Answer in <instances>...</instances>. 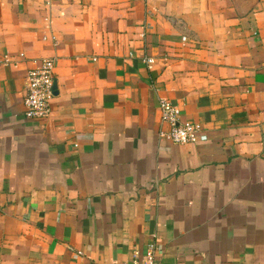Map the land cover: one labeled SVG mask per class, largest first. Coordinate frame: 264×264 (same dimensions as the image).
<instances>
[{
	"label": "crops",
	"instance_id": "obj_1",
	"mask_svg": "<svg viewBox=\"0 0 264 264\" xmlns=\"http://www.w3.org/2000/svg\"><path fill=\"white\" fill-rule=\"evenodd\" d=\"M162 98L207 141L161 137ZM154 238L159 264H264V0H0V264H129Z\"/></svg>",
	"mask_w": 264,
	"mask_h": 264
},
{
	"label": "built area",
	"instance_id": "obj_2",
	"mask_svg": "<svg viewBox=\"0 0 264 264\" xmlns=\"http://www.w3.org/2000/svg\"><path fill=\"white\" fill-rule=\"evenodd\" d=\"M52 45H57L55 37L50 38ZM186 41L185 38L182 39ZM20 54L19 57H23ZM144 63L151 68L154 60L144 58ZM55 58H40L30 62L31 67L26 72L25 96L23 104L25 115L29 119L43 120L50 115V103L54 97V66ZM159 114L161 124L166 126L165 131H161L160 136L167 139L174 145L186 146L205 143L207 136L204 134L199 124L181 120V111L168 100H159ZM163 244L159 239L154 238L150 242L144 253H135L129 264H159V258L163 255ZM76 257H82L78 252Z\"/></svg>",
	"mask_w": 264,
	"mask_h": 264
},
{
	"label": "water",
	"instance_id": "obj_3",
	"mask_svg": "<svg viewBox=\"0 0 264 264\" xmlns=\"http://www.w3.org/2000/svg\"><path fill=\"white\" fill-rule=\"evenodd\" d=\"M53 90H54V94H55L56 93V83L55 82H54Z\"/></svg>",
	"mask_w": 264,
	"mask_h": 264
}]
</instances>
